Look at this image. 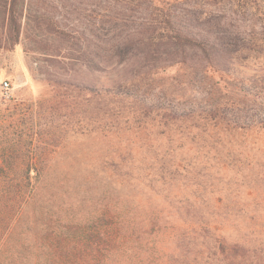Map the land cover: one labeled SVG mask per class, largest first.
<instances>
[{"label":"rangeland","instance_id":"374dc122","mask_svg":"<svg viewBox=\"0 0 264 264\" xmlns=\"http://www.w3.org/2000/svg\"><path fill=\"white\" fill-rule=\"evenodd\" d=\"M31 1L65 36L44 24L11 50L0 47V169L14 173L12 183L24 168L43 171L20 241L26 229L70 235L75 222L107 213L127 227L103 264H264V126L230 131L212 118L217 109L264 107V0H250L244 14L260 44L241 68L160 67L136 77L127 97L80 89L79 75L70 83L68 73H46L44 42L95 41L107 5L130 24L149 0ZM219 218L231 225L223 236L202 228ZM240 238L247 247L233 246Z\"/></svg>","mask_w":264,"mask_h":264},{"label":"trees","instance_id":"16d2710c","mask_svg":"<svg viewBox=\"0 0 264 264\" xmlns=\"http://www.w3.org/2000/svg\"><path fill=\"white\" fill-rule=\"evenodd\" d=\"M127 1L141 4V0ZM250 3V0H174L172 3L149 0L140 11L141 16L130 24L120 9L107 5L95 41L83 38L55 47L44 42L45 50L51 51L42 52L48 63L44 70L68 73L70 83L79 75L80 89H99L105 95L125 97L136 77L168 65L182 63L195 68L233 71L241 68L242 58L260 44L255 34L251 30L246 33L242 25ZM177 4L182 8H177ZM32 9L31 0H0L3 50L14 48L29 30L42 32L44 24L45 31L52 28L54 37L65 36L64 30L45 11L37 13ZM215 111L217 114L214 112L212 118L221 129L237 131L242 127L249 132L264 126V107L254 112L232 111L229 115L225 110ZM17 173L15 178L20 179L12 183L10 177L14 173L0 169V264H103L113 249L122 244L126 221L107 213L98 215L87 225L74 221V233L70 235L63 229L54 231L44 227L45 234L37 236L30 229H23L20 241L17 227L21 222L30 223L22 217L30 200L35 201L43 171L24 168ZM223 220L227 224V219L219 218L204 222L202 228L213 229L223 236L220 230L231 226H225ZM232 244L245 248L248 242L240 238Z\"/></svg>","mask_w":264,"mask_h":264},{"label":"built area","instance_id":"2783aa9c","mask_svg":"<svg viewBox=\"0 0 264 264\" xmlns=\"http://www.w3.org/2000/svg\"><path fill=\"white\" fill-rule=\"evenodd\" d=\"M4 85H5V86L7 85V82H6V81H4Z\"/></svg>","mask_w":264,"mask_h":264}]
</instances>
